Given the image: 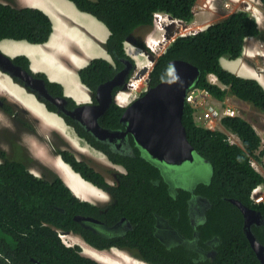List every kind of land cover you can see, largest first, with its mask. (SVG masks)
I'll use <instances>...</instances> for the list:
<instances>
[{"label": "trees", "instance_id": "trees-1", "mask_svg": "<svg viewBox=\"0 0 264 264\" xmlns=\"http://www.w3.org/2000/svg\"><path fill=\"white\" fill-rule=\"evenodd\" d=\"M71 1L80 10L96 16L110 30L104 46L114 61L95 57L79 69L82 82L95 96L98 86L124 67V59H133L125 47L129 39L149 50L139 33H147L155 26L156 12H166L190 23L195 16L197 0ZM262 2L264 5V0ZM53 28L52 18L41 8L20 7L0 1V42L14 39L44 43L49 40ZM198 31L179 35L168 44L154 63L149 76L150 86L157 85L170 75L171 60L184 59L198 65L201 76L196 85L206 88L215 99L224 101L230 95L264 113V85L261 81L232 71L221 60L223 56L235 59L243 55L248 37L262 32L257 19L248 10L234 11ZM14 61L35 75L44 77L52 93L65 95V88L60 82L50 80L44 72L31 69V61L26 54L14 56ZM211 73L225 86L210 81ZM123 87H117L115 92ZM70 99L73 105L77 104L73 98ZM46 103L50 110L57 112L55 105L48 100ZM124 110L125 106L114 101L101 116V124L121 125L120 116ZM194 111L190 104L186 106L183 123L190 141L213 168L211 183L204 189L217 193L213 197L216 207L213 223L222 229L221 244L212 264H264L244 231V214L231 200L239 199L264 216V202H255L252 198L253 190L264 184V174L253 162L254 159L261 160L264 154L262 136L246 117L225 115L221 119L222 126L239 136L241 141L232 142L226 131L208 128L194 120ZM59 113L80 134L96 143V137L84 125ZM104 148L128 170L117 172L118 182L115 184L73 151H56L86 180L112 193L115 201L111 208L117 215L134 217L144 213L148 215V220H152L155 211L170 209L169 201L175 197L169 193L167 183L162 180L157 184L152 180V176L161 175L159 167L141 155L139 149L132 155L110 146ZM0 156L3 158L0 160V264H102L82 255L79 245H67L60 235L61 230L78 233L81 226L75 216L94 213L95 206L76 195L61 176L53 174L54 179H45L32 172L21 159L11 158L5 150H0ZM218 217L224 219L219 222ZM252 228L264 243V222L253 224ZM130 233L140 234L136 229ZM139 238V254L152 264H197L184 250L169 248L157 238L151 239L145 234Z\"/></svg>", "mask_w": 264, "mask_h": 264}, {"label": "flooded vegetation", "instance_id": "flooded-vegetation-1", "mask_svg": "<svg viewBox=\"0 0 264 264\" xmlns=\"http://www.w3.org/2000/svg\"><path fill=\"white\" fill-rule=\"evenodd\" d=\"M165 48L166 47H164V50ZM128 60L131 61L133 65L132 67H134V58ZM125 66L126 62L123 68H125ZM146 82V89H143V92L136 94L134 97L129 99L126 104L119 103L125 106V110L129 105H131L139 97H141L142 93H144L150 87H153L150 86L149 80H146ZM65 95L69 99L68 106H74L70 99L72 98V96L67 95L66 92ZM93 101H95V97L92 93V99L90 100V102ZM78 103L79 102H77V104ZM16 104L9 103L6 97L0 96V108L9 116L14 117V112H11L13 111V109L15 110V108H17ZM187 105H189V102L186 100V106ZM28 112L29 111L26 108H23V113L27 114ZM122 115L120 116V122ZM17 125L18 129L20 128L22 130V133L20 134L19 131V135H15L16 137L14 138L13 142L21 145L22 154L24 156V159L22 161L29 167L32 172L35 173L34 168L39 166L37 161L40 162L41 160L37 158L33 151L29 148L30 142H28V137L34 135L35 133L31 131L30 127L26 126V123H23L24 127H22L18 122ZM105 127L109 128L110 132H107L104 138H99L94 133H92L97 139L96 143H93L86 136L80 134L75 128L74 130L76 135H78V137L83 142L90 145L94 150L106 156V158L111 162V164H113V166L117 167L118 169H122L121 172L128 171L126 166H124L122 162L115 161L104 147L110 146L111 148H114L122 153H129L132 155H135L136 149H139L141 155L145 156L153 164L159 167L161 175L152 176L153 182L157 184H160L162 180L166 182L169 193L172 194L175 199L169 201V203L171 204L169 210L155 211V217L152 220H148V215L144 213L134 216V219V217H130L127 214L117 215L115 213V210L111 208L112 204L115 201L112 193L94 185L89 181L91 184L101 189V191L105 193L104 196L106 198L99 199L97 201L92 200L91 198H81L84 201L92 203L95 206L94 213L81 214L83 218H81V220H78L81 226V229L78 233L72 230L66 232L77 234L78 237L81 238V240L84 241L87 245L95 248L101 253H106L107 255L114 257L115 253H117L118 251H122L130 257L134 258L138 263L152 264L146 259H143L139 254L140 247L138 245L141 241L139 237L145 234L151 239L157 238L161 243L169 248L176 247L181 249L182 251L184 250V252L192 258L193 262L197 264H212L217 257L218 246L221 244L222 229H220L213 223L216 208L213 197L217 193H213L210 190L204 189L205 185L211 183L213 175V169L211 171V165L209 161L207 159L204 160V157L199 155L200 159H195L192 162L186 160L179 165L157 163L149 159L145 155L144 150L138 145L133 132H126V126L124 123L121 122V125ZM13 134H15V132ZM34 136L36 138H39V136L37 135ZM1 137L4 136L0 135V138ZM2 141H4L5 143L7 142L6 140H0V150L6 151L5 148H1ZM189 142L192 144L190 139ZM52 154L58 155L61 159H63L61 154L57 153V151H51V155ZM0 158L3 159L1 156ZM63 161L65 160L63 159ZM50 169L52 171H55V168L50 167ZM107 169L113 171V169L111 168L107 167ZM40 172L41 173L37 174L39 177L49 180L54 179L55 175L61 176V174L56 171V173H54L55 175L47 174V172H44L42 168L40 169ZM117 172L118 171H113L115 175H112L109 172L102 173L105 176L107 175L106 177H109L113 180V182L110 183L115 184L118 182ZM166 204H168V201L166 202ZM223 219V217H218L219 222H221V220ZM134 229H136L137 232H140V234L133 235L132 233H130ZM62 233L65 232L61 230L60 234ZM132 236L136 238H132ZM94 241H96L97 243H94ZM79 247L81 248L82 255L92 258L84 254V246L79 244ZM101 263L106 264L104 262ZM111 263L118 264L113 262Z\"/></svg>", "mask_w": 264, "mask_h": 264}, {"label": "water", "instance_id": "water-1", "mask_svg": "<svg viewBox=\"0 0 264 264\" xmlns=\"http://www.w3.org/2000/svg\"><path fill=\"white\" fill-rule=\"evenodd\" d=\"M168 16L170 20L163 24L164 38L175 40L180 26H185V24L182 23V20H176L172 15ZM128 42L132 43L133 41L129 39ZM164 44L165 42H162V46ZM144 51L154 66L155 54L149 53L146 49ZM124 61L126 62L125 68L98 86L94 96L95 101L68 106L69 99L66 95L52 93L44 77L37 76L16 63L14 56L0 46V69L3 72L23 84L44 100L43 102L50 101L56 106L58 113L61 112L79 121L99 138H104L106 133L110 132L109 128L101 124L100 118L116 101V94L119 90L115 92V89L128 84V77L133 65L128 59H124ZM170 65V75L157 85L150 87L129 105L121 117V122L125 124L126 132H133L138 145L149 159L157 163L179 165L186 160L192 162L195 159H200L198 150L189 142L183 115L186 108L187 92L201 76V69L193 62L184 59L171 60ZM150 68L145 64L134 72L137 76L148 72V81L152 70ZM231 200L239 206L244 214V231L258 258L264 263V243L260 241L252 228L253 224L264 222L263 214L239 199L232 198ZM75 218L81 220L83 217L78 214Z\"/></svg>", "mask_w": 264, "mask_h": 264}, {"label": "rangeland", "instance_id": "rangeland-1", "mask_svg": "<svg viewBox=\"0 0 264 264\" xmlns=\"http://www.w3.org/2000/svg\"><path fill=\"white\" fill-rule=\"evenodd\" d=\"M0 1L6 2V3H11L13 5L17 4V0H0ZM228 4H230V5L227 6ZM15 6H17V5H15ZM239 10H248L251 14L255 13V15H253V14L252 15L261 23L260 27H261L262 32L259 35H255L252 37L250 36L251 38L248 37L249 39L246 40V45H245V49H244V51L246 50L248 53H247V55H244L241 58H238V59L235 58L233 60L237 69H239V71H235V70H233V71L240 74V75H243V76L251 77L252 75L255 74L257 76H260L261 78H264V5H263L262 0H197L195 5H194V11L198 12L199 15L197 17H194L193 21L200 19L201 23L205 22V23L211 24L215 21H218V20L226 17L230 13H232L234 11H239ZM158 13H161V12H157V14ZM157 14H155V16ZM78 18H79L81 24H83L85 26H89L90 29H92V30L96 28L94 22L92 21V19L89 15L79 13ZM53 24H54V22H53ZM204 26L205 25L198 27V30L199 29L202 30L204 28ZM180 27H182V26H180ZM162 28H163V30H161ZM162 28H161L160 24L157 23V24H155V26H153V28L149 32H147V33H145V32L141 33L140 32L139 33V37L144 40L147 47L149 48L148 52L155 54L156 60H157V57L163 52L164 47H167L168 46L167 44H170L173 41V39L172 40H166L164 38H163L164 41L158 40V42H165V44L161 48L160 46H158L159 44L157 42L156 47H158V50L153 51L154 50L152 48L153 39H155V37H157L158 34L161 32H163V37H164L165 28H164V26ZM180 29L181 28H179V30ZM193 29H195V28H193L190 24H187V26H183L182 30L180 32L178 31L179 33L177 32L175 36L177 37L181 33H184V34L192 33ZM18 41H20V40H18ZM131 44L133 45V48L132 47L128 48L129 52L128 51L127 52L131 57L134 58L135 65L132 68V74L130 73V75L128 77V84L126 86H124L123 89H120L116 94V102L122 103V104H126L127 101L129 99H131L132 97H134L136 94L143 92V89L145 90L146 89L145 87L147 85L146 79H147L148 74H146V78H145L143 84L138 89H135L136 87L130 88L129 81L134 76V73L136 72L135 70L138 69L139 60L140 61H145L147 59L149 60L148 54H146V52L144 51V48L136 45L133 42ZM7 47H9V46H7ZM139 49H140V51H139ZM86 50H87V48H86ZM132 50H133V52H131ZM95 51L97 52V50H95ZM10 52L13 53V51H10ZM97 54H99V53H97ZM136 54L138 55V57L135 56ZM107 59L113 61L112 57H108ZM148 63H150V60ZM148 63H146V64H148ZM152 65H153V63H152ZM68 67L70 68L71 71L65 70L67 73V74L65 73V75L69 76V77H67V81H72L73 82L72 85L70 83L66 87L60 81H58L56 79H51L49 76H48V78L50 80L60 82L64 86L65 92L75 94V92H77V93L79 92L78 91V84H80V82H82V80L80 78L78 69H76L74 66H71L70 64H68ZM62 72H64V71H62ZM209 78L213 82L222 84L219 81V78L214 73L209 74ZM12 79L14 80L15 83H17L27 93V97L29 98V100L35 99L40 104L45 106V108L53 116L51 119H48L49 124L46 123V120L40 119L38 116H35L34 114H32L35 112H33V110L30 109V107L27 108L26 107L27 105L25 106L24 103H20V102L16 101L15 97L8 95L5 91H4L5 93H3L2 89H0V96L3 95L4 97H6V99L8 100L9 103H12V104L17 103L16 104L17 108H15V110L13 109V111L11 112V113L14 112V117L9 116L0 108V135L4 136V137H1L0 140L2 139V140L7 141L6 143L4 141H2L1 148H5L11 158H16V159H21V160L24 159V156L22 154L21 145H19L16 142H13V140L16 137L15 135H17V136L19 135V131H20V134L22 133V130L20 128L18 129L17 122L20 123L22 127H24L23 123H26V126L30 127L31 131L35 133L34 135L39 136V138H36L34 135L28 137V142H30L29 148L33 151L35 156L41 160L40 162L37 161L39 166L34 168V171L36 174L41 173L40 172L41 168L44 170V172H47V174H50V175H53L54 173L58 172L56 169H54L56 172L52 171L50 169V167L51 168H54V167H52L53 162L51 163V159L49 158V156H51V151H56L57 149H69V150L73 151L80 159L88 160L90 163H92L94 166H96V168L98 170L102 171L103 173H108V172L113 173V171L121 172L122 169H118L117 167L113 166V164H111V162L106 158V156H104L102 153L97 152L96 150H92L93 148H91L90 146H88V144L83 142L78 137V135H76L74 127L72 125H70L61 114H59L56 111L50 110L46 106V103L43 102V100L41 98H39L36 94L31 92V90L26 88L23 84H21L20 82H18L14 78H12ZM90 93H92L91 90H90ZM4 94H6V95H4ZM21 95H22V93H21ZM80 97L78 96V99H76L72 96V98L74 100H76V102H79V103L90 102V100L92 99V96L88 97V101L83 100L82 98H81L82 99L81 100ZM227 98L228 99H226L223 102L216 100L215 98H209L208 102H206V105L204 104V106H208L209 103H211L212 105L214 104L216 106L218 105V106H220V108L225 106L226 104L234 106V108H236L238 110V115H242V116L246 117L247 119H249L254 124V126L256 127L258 132H260V134L262 136V140H263L262 149H264V113L261 110L257 109L256 107H253L250 104L244 103L243 101H241V100H239L233 96L229 95ZM23 108H27L29 112L27 114L23 113ZM49 120H50V122H49ZM212 125H214V128H216V129H222L225 131V128L221 125L220 120H218L216 122V124L213 123ZM13 131L15 132V134H13L14 133ZM227 132L231 136L232 140H234V141L239 140L230 131H227ZM9 134H10V136H9ZM101 156H103V157H101ZM0 160H1V158H0ZM253 162H254V165L256 166V168H258V170L262 169V167L264 168V154L261 156V160L254 159ZM107 167L113 169V171L108 170ZM210 169L212 171V169H213L212 166H210ZM107 180L109 182H113V180L109 177H107ZM262 186L264 187V184H262ZM98 191H99V194H96V196L93 197L92 200L97 201L99 199L106 198L104 196L105 193L102 192L101 189H98ZM60 235H61V238L63 239V241L67 245H79L78 243L70 244L69 241H67L66 239L64 240L62 234H60ZM72 236L78 237L77 234H72ZM114 255L117 256L116 254H114ZM110 260H112V259H110ZM113 263H115V262H113ZM109 264H112V263L110 262Z\"/></svg>", "mask_w": 264, "mask_h": 264}, {"label": "crops", "instance_id": "crops-1", "mask_svg": "<svg viewBox=\"0 0 264 264\" xmlns=\"http://www.w3.org/2000/svg\"><path fill=\"white\" fill-rule=\"evenodd\" d=\"M15 5L20 6V7L33 6V7L41 8L52 18L54 22L53 32L49 40L47 42H44L43 44L42 43H31L26 40L18 41L14 39H4L1 41V43H4L5 45H8L10 47L8 51L13 50L12 56H17L19 54H26L30 58L31 69L34 72L44 71V73H46L47 76H49L51 79H54L52 76H56L57 77L56 80L60 81L67 87L70 83L72 85L73 82L66 81L67 77L69 76L63 73L60 74L61 71L59 70H62L64 72H66L65 71L66 69L70 70V68L68 67V64H70L71 66H74L76 69L79 70L81 66L83 67L87 65L95 57H103V58L112 57L111 54L107 51L106 47L104 46L105 42L107 41L110 35L109 28L105 25V23L99 20L96 16H93V14L80 10L73 1L71 0H17V4ZM79 13L89 15L92 21L94 22L96 28L92 30L90 29L89 26H85L81 24L78 18ZM198 15H199L198 12H195L194 17H197ZM209 24L210 23H205V22L201 23L200 19L190 22V25L193 28H198L203 25H205L204 26L205 28ZM129 45L130 47L133 48V45L130 42L128 43L127 41L125 43V47L127 51H128V48H130ZM95 50H97V52ZM37 53L38 54L40 53V54L37 55ZM247 53L248 52L245 50L241 57H243L244 55H247ZM52 58L54 61L52 60ZM221 60H222L223 65L226 66L227 68L231 69L232 71L233 70L239 71V69H237L233 61L234 59L228 56H223ZM57 62L59 63L57 64ZM61 66H62V69H61ZM49 73H51V75ZM63 76H65L66 78ZM251 77H256L264 85V80H261L262 78L260 76H257L254 74ZM78 91H79L78 93L74 91L75 94L67 93V92L66 93L67 95L73 96L76 99H78V96L79 97L81 96L80 99L82 98L83 100H87V101H88V97L92 96V93H90L89 88L86 87V85L83 84L82 82L78 84ZM49 158L51 159V163L53 162L52 167H54L59 172V174H61V176L67 183L66 178L63 176L62 169L61 167H59L60 163L65 162V161H63V159H61L58 155H54V154L49 156ZM70 168L72 167L70 166ZM260 171L264 174L263 167L262 169H260ZM90 185L95 187L94 189L96 190L99 189L93 184H90Z\"/></svg>", "mask_w": 264, "mask_h": 264}, {"label": "bare ground", "instance_id": "bare-ground-1", "mask_svg": "<svg viewBox=\"0 0 264 264\" xmlns=\"http://www.w3.org/2000/svg\"><path fill=\"white\" fill-rule=\"evenodd\" d=\"M156 17H157L156 18V24L157 23L160 24L161 28L163 27L164 22H168L170 20L168 14L163 13V12L158 13L156 15ZM161 30H163V28ZM163 38H164L163 37V32H161V33L158 34L157 37H155V39H153L152 48L154 50H158V47H156L157 46L156 44H157L158 40L162 41ZM158 44H159L158 46H160L162 48V42H158ZM0 46H1V48L3 50H5L7 52L13 51V50L8 51L10 48L7 47L8 45H5L4 43H1ZM129 47H130V45H129ZM139 51H140V49H139ZM31 52H33V51H31ZM131 52H133V50ZM39 54L37 53V55H39ZM135 56L138 57L137 54ZM47 57H45V58H47ZM75 59H77V58H75ZM52 60H53V58H52ZM149 60L148 59L145 60V61H140L139 60L138 69L142 68L146 63L149 62ZM58 63L59 62H57V64ZM152 63L153 62H150L147 65L152 67L153 66ZM61 69H62V66H61ZM59 71L62 72V70H59ZM66 71H67V69H66ZM61 72H60V74H61ZM62 73L65 74L66 72H62ZM49 74L51 75V73H49ZM146 74H148V72L147 73H142V74H140L138 76L135 73L134 76L131 78V81H130L129 85L132 88L136 87L135 89H138L143 84V82H144V80L146 78ZM52 77L54 79H57L56 76H52ZM63 77H65V76H63ZM261 80H264V78H262ZM0 89H2L3 93L6 92L8 95H11V96L15 97L16 101H18L20 103H24L25 106L27 105L26 106L27 108L30 107V109H32L33 112H35V113H32V114H34L35 116H38L40 119L46 120V123H48V119L52 118L53 115L45 108V106L40 104L35 99H30L29 100V98L27 97V93L17 83H15L14 80L6 72H3L1 69H0ZM21 93H22V95H21ZM4 95H6V94H4ZM49 122H50V120H49ZM88 146H90V145H88ZM92 150H94V149H92ZM101 157H103V156H101ZM59 167H61L62 172H63V176L66 178L68 185L72 188V190L75 192V194L78 195L80 198H86V199L91 198L92 199L93 197L96 196V194H99V191L94 189L95 187L91 186L90 185L91 183L89 181H87L83 176H80V174L78 172H76L74 169L70 168L68 163L62 162V163H60ZM62 235H63L64 240L66 239L67 241H69L70 244L78 243V244L84 246V248H85V253L84 254H86V255H88V256H90V257H92V258H94V259H96L98 261L104 262L106 264H109L110 262H115V263H118V264H146V263H138L134 258L130 257L129 255L125 254L122 251H118L117 253H115L117 256H114V257L110 256V255H107L106 253L105 254L101 253V252L97 251L95 248L87 245L84 241L81 240V238L73 237L71 233H62ZM110 259H112V260H110Z\"/></svg>", "mask_w": 264, "mask_h": 264}, {"label": "built area", "instance_id": "built-area-1", "mask_svg": "<svg viewBox=\"0 0 264 264\" xmlns=\"http://www.w3.org/2000/svg\"><path fill=\"white\" fill-rule=\"evenodd\" d=\"M229 5L230 4H228L227 6H229ZM210 81H212V80L210 79ZM214 83H216V82H214ZM218 84L221 85L222 87L225 86L224 84H220V83H218ZM130 88H131V86H130ZM209 98H214V97L206 88H201V87L197 86L196 84H194L192 87H190V89L186 95V100L189 102V104L191 106H193L195 108L194 116H195V120L199 124L204 125V126L211 128V129H216V128H214V125H212V124L213 123L216 124V122L218 120L221 121L223 116H225V115H231V116L238 115V110L236 108H234V106H231L229 104H226L225 106H223L221 108H220V106H218V105L216 106L214 104L212 105L211 103H209L208 106H204V104L206 105V102H208ZM231 133L234 136H236L239 140H237V141L232 140L231 136L228 134L229 139L232 142H237V143L240 142L239 136H237L233 132H231ZM252 198L255 200V202H264V187L262 185H259L258 187H256L253 190Z\"/></svg>", "mask_w": 264, "mask_h": 264}, {"label": "clouds", "instance_id": "clouds-1", "mask_svg": "<svg viewBox=\"0 0 264 264\" xmlns=\"http://www.w3.org/2000/svg\"><path fill=\"white\" fill-rule=\"evenodd\" d=\"M163 13H166V12H163ZM194 13H195V11H194ZM155 14H157V12L155 13ZM166 14H168V15H170L169 13H166ZM253 15H255V13H252ZM155 19H156V16H155ZM175 19L176 20H181V19H179V18H176L175 17ZM258 21V20H257ZM182 23H184L185 24V26H187V24H190V23H186V22H184L183 20H182ZM258 23H259V25H260V22L258 21ZM183 27V26H182ZM182 27H181V29H180V31L182 30ZM206 28V27H205ZM204 29V28H203ZM200 31H201V29H199ZM179 31V32H180ZM178 32V33H179ZM197 32H199L198 31V28H195V29H193L192 30V33H197ZM188 34H191V33H188ZM180 35H184V33H181ZM164 41V40H163ZM168 45V44H167ZM147 80V79H146ZM259 80V79H258ZM131 81V80H130ZM130 81H129V84H130ZM222 125V124H221ZM227 132V131H226ZM228 133V132H227ZM238 143H241V141L240 142H238Z\"/></svg>", "mask_w": 264, "mask_h": 264}]
</instances>
